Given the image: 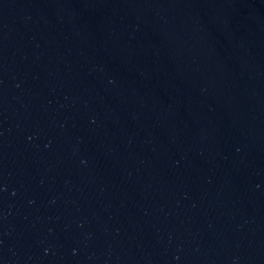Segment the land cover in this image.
Listing matches in <instances>:
<instances>
[{
	"label": "water",
	"instance_id": "obj_1",
	"mask_svg": "<svg viewBox=\"0 0 264 264\" xmlns=\"http://www.w3.org/2000/svg\"><path fill=\"white\" fill-rule=\"evenodd\" d=\"M0 264H264V0H0Z\"/></svg>",
	"mask_w": 264,
	"mask_h": 264
}]
</instances>
